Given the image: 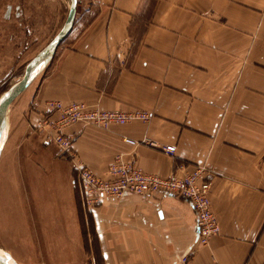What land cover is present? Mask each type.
<instances>
[{"label":"crops","instance_id":"crops-1","mask_svg":"<svg viewBox=\"0 0 264 264\" xmlns=\"http://www.w3.org/2000/svg\"><path fill=\"white\" fill-rule=\"evenodd\" d=\"M29 1L7 6L10 46L34 38L44 47L66 19L53 13L64 8L61 0ZM23 95L26 137L52 149L54 165L42 171L44 211L33 220L55 222L64 206L72 212L79 185L73 159L36 126L50 113L46 103L141 109L149 121L68 127L76 159L104 179L117 154L160 176L182 175L179 164L185 171L205 165L220 232L201 244L187 199L127 193L87 209L104 264L264 262V0H78L71 33ZM169 144L172 156L161 150Z\"/></svg>","mask_w":264,"mask_h":264},{"label":"rangeland","instance_id":"rangeland-1","mask_svg":"<svg viewBox=\"0 0 264 264\" xmlns=\"http://www.w3.org/2000/svg\"><path fill=\"white\" fill-rule=\"evenodd\" d=\"M29 2L30 7H37L38 0ZM61 2L64 8L56 6L53 13L62 11L65 19L70 1ZM21 4L22 0H0V95L21 79L28 61L43 48L34 38L9 44L6 26L13 25V18L5 16L7 6ZM24 95L12 103L6 116L8 133L0 156V249L16 264H104L101 242L87 210L91 208L86 207L79 185L71 198L72 212L64 206L62 211L57 209L55 222L33 220V215L42 217L44 211L38 198L42 171L54 165L52 149L40 146L35 137H26L25 114L21 116L24 110L19 108Z\"/></svg>","mask_w":264,"mask_h":264},{"label":"built area","instance_id":"built-area-1","mask_svg":"<svg viewBox=\"0 0 264 264\" xmlns=\"http://www.w3.org/2000/svg\"><path fill=\"white\" fill-rule=\"evenodd\" d=\"M46 107L50 113L42 116L36 122V126L42 131L45 140L61 152V155L73 159L75 178L82 188L86 207L92 208L105 201H114L127 193L146 195L170 193L189 201L196 215L199 243L205 244L210 237L219 234L220 226L210 206L211 180L207 178L208 170L205 165H197L185 171V165L179 164L178 169L182 171V175L172 172L168 176H160L142 171L133 163L125 162L121 154H117L109 165V178L104 179L76 159L72 151L73 140L65 134L68 127L80 122L107 129L111 125H123L131 121L147 122L151 118V113L141 109L104 110L76 101L64 104L50 100ZM123 141L133 147L139 143L129 137H124ZM161 150L172 156L176 152V146L164 145ZM182 260L185 262L187 257H183Z\"/></svg>","mask_w":264,"mask_h":264},{"label":"water","instance_id":"water-1","mask_svg":"<svg viewBox=\"0 0 264 264\" xmlns=\"http://www.w3.org/2000/svg\"><path fill=\"white\" fill-rule=\"evenodd\" d=\"M69 1L68 14L61 28L53 35L47 44L28 61L21 79L12 84L0 95V126L12 103L17 101V99L39 78V75L43 73L49 65L59 44L71 33L77 13L78 0ZM41 65L43 66L40 69ZM37 69L39 70L37 71ZM1 150L2 148L0 146V156Z\"/></svg>","mask_w":264,"mask_h":264},{"label":"bare ground","instance_id":"bare-ground-1","mask_svg":"<svg viewBox=\"0 0 264 264\" xmlns=\"http://www.w3.org/2000/svg\"><path fill=\"white\" fill-rule=\"evenodd\" d=\"M43 65H41L40 69L42 68ZM39 69H37L38 71ZM9 113L6 112L2 122H1V126H0V146L3 149V143L6 141V134L8 132V128H7V123H6V116ZM2 151V150H1ZM0 264H16L12 258L5 253V251H3L2 249H0Z\"/></svg>","mask_w":264,"mask_h":264},{"label":"flooded vegetation","instance_id":"flooded-vegetation-1","mask_svg":"<svg viewBox=\"0 0 264 264\" xmlns=\"http://www.w3.org/2000/svg\"><path fill=\"white\" fill-rule=\"evenodd\" d=\"M74 172L76 173L75 168H74Z\"/></svg>","mask_w":264,"mask_h":264},{"label":"trees","instance_id":"trees-1","mask_svg":"<svg viewBox=\"0 0 264 264\" xmlns=\"http://www.w3.org/2000/svg\"><path fill=\"white\" fill-rule=\"evenodd\" d=\"M72 143H73V141H72ZM102 257V259H103V256H101Z\"/></svg>","mask_w":264,"mask_h":264}]
</instances>
